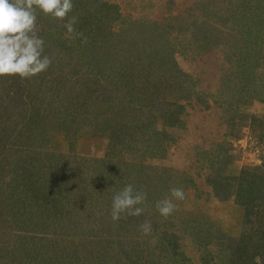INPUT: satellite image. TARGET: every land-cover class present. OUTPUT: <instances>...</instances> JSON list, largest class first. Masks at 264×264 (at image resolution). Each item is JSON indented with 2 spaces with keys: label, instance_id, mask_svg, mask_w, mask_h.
Returning <instances> with one entry per match:
<instances>
[{
  "label": "rangeland",
  "instance_id": "374dc122",
  "mask_svg": "<svg viewBox=\"0 0 264 264\" xmlns=\"http://www.w3.org/2000/svg\"><path fill=\"white\" fill-rule=\"evenodd\" d=\"M256 1L73 0L69 16L78 17V32L89 31L83 33L87 43L67 38L64 22L37 13L43 55L52 63L31 81L0 77V93L21 95L28 107L20 125L9 114L7 129H18L0 138V163H12L9 178L24 175L29 165L30 176L44 187V217L27 214L14 223L6 204L0 205V236L9 239L0 241V264L28 263L30 246L17 235L35 236L39 264H146L156 244H166L159 231L169 229L184 264H239L238 240H264V206L262 214L248 216L231 192L233 175L264 165V48L250 25L257 17L264 36V7ZM101 16L121 46L118 52L90 32ZM184 43L186 49L177 51ZM89 55L103 58L92 63ZM252 60L260 68L251 70ZM238 71L241 78L234 77ZM234 81L249 89L233 93L235 100L233 94L221 99L220 84ZM22 83L34 90L21 94ZM35 108L53 116L46 119L44 140L29 121ZM72 108L86 123L70 128L68 136L60 114ZM113 178L119 187L110 184ZM127 184L147 193L145 211L113 221L112 198ZM173 187L182 188L186 199L174 200L178 207L165 219L156 202L170 197ZM145 219L155 225L149 236L139 230ZM152 236L159 238L155 246ZM251 248L256 256L249 261L248 254L246 264H264V248Z\"/></svg>",
  "mask_w": 264,
  "mask_h": 264
},
{
  "label": "trees",
  "instance_id": "16d2710c",
  "mask_svg": "<svg viewBox=\"0 0 264 264\" xmlns=\"http://www.w3.org/2000/svg\"><path fill=\"white\" fill-rule=\"evenodd\" d=\"M256 2H257V5H259L260 7H264V0H258ZM259 13H263V11H260ZM259 15H261V14H259ZM258 20L259 19H257V17H256L254 24L251 23L250 25H252V26L254 25V28L256 31V40L258 42L262 43L261 45L264 48V36H261V34H262L261 29H263V27L258 23ZM91 28H92V29H90L91 33L93 32V34H94V32L97 31V33H95V40L96 41L109 43L110 46L113 47L112 49L114 51L118 52V50L121 46L118 43H113L114 42L113 41L114 38L112 35L113 32L109 28V23L105 21L104 16H101L99 18V21L96 24V26H94V27L91 26ZM84 32H85V30L82 31V33H84ZM88 33H89V31L85 32V35H87ZM124 39H123V41H124ZM120 44H123V43H120ZM186 47H187V44L184 43L183 47L177 51H180V52L184 51L186 49ZM68 48H70V47L68 46ZM120 51L122 52V50H120ZM89 56L92 59L91 60L92 63H98V61L101 58H103V56H101L100 58H99V56L98 57L91 56V55H89ZM253 62H254V60H252L251 62L249 61V64L251 65L250 66L251 70L252 69L254 70L255 67L260 68V66H256V64ZM243 63L245 64L246 62H243ZM246 71L247 70H245L244 72H246ZM238 75L240 78L242 77V74L240 71H238L237 73H234L235 78ZM27 81H31V79H28ZM52 86L53 85L49 86L48 90L50 93L49 94L50 98L52 99L51 101L55 102L54 97H53L54 93H53ZM24 89H27L28 92H30L31 90H34V88L31 87L28 83L26 85H24L23 83L18 85V90L21 94L24 91ZM247 89H249L247 83H245L244 87H240L238 85V82L234 81L232 83V85H228V86H223L222 84H220L218 91L220 93L221 99L222 98L226 99L227 97L231 96L233 93H236V92H243L244 93ZM250 89H251V87H250ZM31 95L34 96V93H32ZM233 95H234V97H233L234 99L232 98V100H235L236 96H235V94H233ZM262 97H264V96H262ZM262 97H259V98L262 100V99H264ZM87 99L92 100L93 98L89 95V97ZM22 100L23 99L21 98V95H20V97L9 98L7 95L4 96L3 93H0V117L3 120L2 123L0 124V138L4 137L6 135H11L14 133V131L16 129H18V126H15V127L11 126V129H7L9 126H6V124L8 122H10V119H9L10 113L12 114L11 115L12 118L17 116L16 121H17L18 125H20V120L18 119L19 115L22 114V116H24V114H28V111H27L28 107L26 105V102L25 101L23 102ZM80 102H81V100H78V103H80ZM12 103L14 104L15 107L18 106L19 109L22 110V113H19L18 111L14 110V109L10 110V108H11L10 105ZM75 107L81 108L82 105H75ZM35 109L36 110L33 109V111L30 110L31 113L29 114V121H30V123L37 124L38 128L39 127L41 128L40 132H41V134H43L41 139L44 140V138L46 137V134H45L46 133L45 124L47 122L46 119L48 117H49V119H51V118H53V116L51 114H47V112L44 111L45 108L42 109V112L38 111L37 108H35ZM179 110H181V109H179ZM174 114H176V113H171L170 117L172 118L174 116ZM60 115H64V122L61 123V127H63V130L66 132V134L68 136L71 135V133L69 131L70 128H72L73 126H77L81 123H84V124L86 123L84 117L82 115H81V117H79V115L73 111V108L65 111L63 114H60ZM25 116H28V115H25ZM241 117L245 119L246 115L243 113ZM253 120L254 121L256 120L255 123H258V125H259L260 120L256 119L255 117H253ZM84 124H83V127H84ZM33 128H35V127H31L28 130L31 131V129H33ZM263 128L264 127H261L260 129L263 130ZM37 130L34 132H31V135L33 137L36 136V134L38 132ZM72 134L75 135V132ZM155 145L156 144H154V146ZM207 153L208 152L203 153L204 157H206L208 155ZM215 156H217V155L215 154ZM24 161H26V160H24ZM48 161L51 163L50 166H53L52 169L55 167L57 170L62 171L59 167L56 166V163H55L56 161H52V160H48ZM11 165H12V163H10V161L7 164H4L2 162L0 163V205L6 204L3 208L5 209V212L8 214L9 218L11 219V222L12 221L14 223L21 222L23 220V217L26 216L27 214L31 215V220L34 218H36L38 221L42 220L44 215H41V214L44 213V206H45V202H46L44 187H41L40 183L38 184V182L35 181L33 179V177L30 176L32 172L30 171L29 165L23 166L24 175L18 174L17 176L14 175V177L9 178L8 176L12 175V172L10 170ZM262 168H264V165H251L249 167H245L244 171H242L239 175H237V176L233 175L232 181L230 178L231 187H233L234 184L236 185V187L231 192L235 195V200L237 201V203L244 206L245 211H246L248 216L249 215L250 216L255 215V213H257V212L262 214L261 206H264V169H262ZM13 174H16V173H13ZM62 174L64 175V173H62ZM111 182L112 183H110V184L115 186V188L120 183L119 180H116L114 178L112 179ZM111 185H110V188H111V191L113 193L115 191V189L114 188L112 189ZM118 187H119V185H118ZM225 196H227V195L225 194ZM4 216L5 215L3 214V216L1 217V214H0V220L3 219ZM248 220L252 221L253 219L248 217ZM164 223H165V220L162 219L160 224H164ZM19 226H20V224H19ZM154 226H152V227L155 228ZM196 231H199V230H196ZM159 232H161L164 235L162 239L166 242V244L162 245V243L161 244L157 243L156 247H154L155 248L154 249L155 251H153L154 253L151 252L152 249H148V251L151 252L152 254L149 257V261L146 264H184L186 259L185 258H181V259L178 258V256L180 255L179 254L180 248H179V245L176 244V240H175L176 233H173V231H171V229H169L167 231H163V232L159 231ZM1 233H3V232L1 231L0 235H1ZM3 235H5V234H3ZM7 237H8L7 235H6V237L0 236V241L1 242L8 241L9 239H7ZM17 237L19 238V240L21 238L22 244L28 242V244L30 246V248L28 249V252H30V256H29L27 264L42 263L41 258L39 256L40 251L39 250L37 251V248H38L37 245L32 244V240L35 239V236L24 235V236L19 237V235H17ZM152 237L155 238V240L159 239L158 237H155V236H152ZM164 241H162V242H164ZM47 244H49V243H47ZM197 244H199V245L203 244L202 238L199 241H197ZM249 244L246 242L245 239H240L237 241L236 245H237L238 253H237V251H234V253L236 256V260L238 261L239 264L248 263L247 262V258L249 256L248 254H250V258L248 260L249 261L251 259L254 260L256 255L250 253V250L252 249L251 247H253V248L256 247L257 249L258 248H264V240L263 239H261L259 242L254 241L253 242L254 245H251V244L249 245ZM152 246H155V245H152ZM131 253L132 254L137 253L136 257L138 259L140 257L142 258L141 252L140 251L138 252L137 249L132 250ZM162 253H163V255H161ZM167 254H169V255H167ZM14 256L17 257L15 254H14ZM175 260H177L178 263H175ZM19 264H25V263L19 262ZM140 264H145V263L141 262Z\"/></svg>",
  "mask_w": 264,
  "mask_h": 264
},
{
  "label": "clouds",
  "instance_id": "9594fccd",
  "mask_svg": "<svg viewBox=\"0 0 264 264\" xmlns=\"http://www.w3.org/2000/svg\"><path fill=\"white\" fill-rule=\"evenodd\" d=\"M73 7V0H0V77L30 79L50 67L52 60L43 55L45 41L38 35V12L64 22L67 38H81L82 43H87V37L75 28L78 17L69 16ZM185 199L184 190L173 187L170 197L156 202V209L167 219L178 207L174 200ZM146 200L145 191H136L132 184H127L112 198V220L141 216L145 211L142 205ZM139 230L145 236L151 235V222L145 219L139 225ZM150 243L154 245L155 238Z\"/></svg>",
  "mask_w": 264,
  "mask_h": 264
}]
</instances>
